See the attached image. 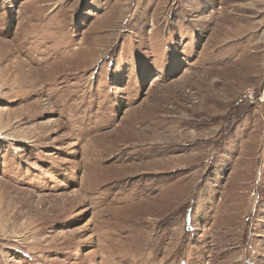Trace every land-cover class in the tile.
<instances>
[{
  "label": "rangeland",
  "instance_id": "rangeland-1",
  "mask_svg": "<svg viewBox=\"0 0 264 264\" xmlns=\"http://www.w3.org/2000/svg\"><path fill=\"white\" fill-rule=\"evenodd\" d=\"M0 264H264V0H0Z\"/></svg>",
  "mask_w": 264,
  "mask_h": 264
}]
</instances>
